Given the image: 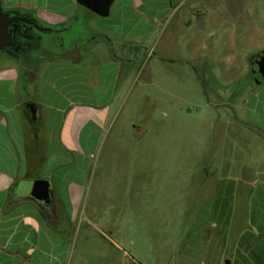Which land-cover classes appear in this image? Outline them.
Returning <instances> with one entry per match:
<instances>
[{
  "label": "rangeland",
  "instance_id": "374dc122",
  "mask_svg": "<svg viewBox=\"0 0 264 264\" xmlns=\"http://www.w3.org/2000/svg\"><path fill=\"white\" fill-rule=\"evenodd\" d=\"M134 4L137 24L127 41L113 39L112 48L103 41L82 45L88 52L81 63L100 67L105 100L113 90L108 117L86 126L65 163L48 159L56 194L72 187L71 203L62 214L56 211V236L66 248L62 264H214L221 248L210 226L217 205L208 201L207 184H199V167L215 163L221 141L212 133H220L227 118L250 115L244 100L264 90L251 77V63L264 50V0ZM29 36L36 45L73 42L36 29ZM48 47L35 64L43 69L47 59L57 63L38 84L48 79L59 87L63 72L52 68L63 67V55ZM109 63L117 67L109 70ZM78 87L64 91L66 98L93 105L72 90ZM38 92L31 96L44 104ZM210 119L215 127L209 131ZM38 135L44 138L43 127ZM247 207L235 221L251 241L250 233H259V204ZM232 240L228 232L225 248Z\"/></svg>",
  "mask_w": 264,
  "mask_h": 264
},
{
  "label": "crops",
  "instance_id": "0c3cea01",
  "mask_svg": "<svg viewBox=\"0 0 264 264\" xmlns=\"http://www.w3.org/2000/svg\"><path fill=\"white\" fill-rule=\"evenodd\" d=\"M0 4L37 19L53 29L49 32L73 39L68 47L62 40L61 45L54 43L56 47L51 48L63 55L58 57L63 67L52 68V72H63L59 87L48 79L38 84L41 73L56 64V59L45 60L42 69L37 65L24 67L10 56L0 55V264H62L66 248L56 236V211L62 214L64 205L71 203L72 187L68 184L56 194L50 168L54 164L48 159L58 157L65 163V155L77 146L86 126L105 120L113 103V90L104 98L100 67L91 69L86 61L81 63L88 52L81 45L103 41L112 48L113 39L127 41L136 28L137 7L134 0H114L108 16L100 17L76 0H0ZM9 4L12 6L5 7ZM112 59L117 58L114 55ZM109 64V70L117 67ZM92 81L101 87L93 88ZM72 85L79 86L72 89L79 97L90 99L84 103L93 105H72L64 92ZM34 92L43 94L44 104L33 100ZM27 101L37 105L35 120L24 107ZM244 105L250 115L227 118L223 127L218 124L220 133L210 132L221 141L215 163L199 167V184H207L211 193L208 201L217 205L211 208L210 226L212 235L222 241L214 264H264V90L251 91ZM208 122L210 131L215 122ZM40 127L44 129L42 139L38 138ZM233 140L241 141L240 145ZM33 179L48 183V206L19 192L21 182ZM253 203L259 204V233H250L254 243L246 240L247 229L235 221ZM228 232L234 240L225 248Z\"/></svg>",
  "mask_w": 264,
  "mask_h": 264
},
{
  "label": "water",
  "instance_id": "95a60500",
  "mask_svg": "<svg viewBox=\"0 0 264 264\" xmlns=\"http://www.w3.org/2000/svg\"><path fill=\"white\" fill-rule=\"evenodd\" d=\"M113 1L114 0H76L78 4L100 17L108 16ZM20 23L30 25L31 28L39 32L53 30L35 22L30 16L3 12L0 7V51H7L16 46L17 43L14 41L13 30ZM251 77L256 85L264 84V50L256 55L254 61L251 63ZM24 107L32 120H35L37 110L36 103L27 101L24 103ZM19 192L34 198L44 206H48L50 202L48 183L42 179L21 182Z\"/></svg>",
  "mask_w": 264,
  "mask_h": 264
},
{
  "label": "flooded vegetation",
  "instance_id": "af4514ba",
  "mask_svg": "<svg viewBox=\"0 0 264 264\" xmlns=\"http://www.w3.org/2000/svg\"><path fill=\"white\" fill-rule=\"evenodd\" d=\"M0 7L3 12H10L11 14L19 15L18 10H7L1 4H0ZM33 19L35 20V22L39 23L40 25H43L37 19L35 18ZM32 29L34 28H31L30 25L22 24V23L18 24L13 30L14 41L17 43L16 46L7 51H2L6 55L17 60V62H19L24 67L25 66H31V67L36 66L37 65L35 64L36 58L40 55L43 56L44 52L47 51L46 49L49 48L48 45L52 48V45H51L52 43L48 42L47 44L46 40L42 42V44L36 45V39L34 38V36H31V37L29 36L30 31ZM41 39L43 40L42 36L41 35L38 36V40L41 41Z\"/></svg>",
  "mask_w": 264,
  "mask_h": 264
}]
</instances>
